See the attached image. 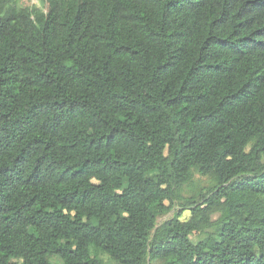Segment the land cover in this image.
Returning a JSON list of instances; mask_svg holds the SVG:
<instances>
[{
    "label": "trees",
    "instance_id": "1",
    "mask_svg": "<svg viewBox=\"0 0 264 264\" xmlns=\"http://www.w3.org/2000/svg\"><path fill=\"white\" fill-rule=\"evenodd\" d=\"M107 262L264 264V0H0V264Z\"/></svg>",
    "mask_w": 264,
    "mask_h": 264
},
{
    "label": "rangeland",
    "instance_id": "2",
    "mask_svg": "<svg viewBox=\"0 0 264 264\" xmlns=\"http://www.w3.org/2000/svg\"><path fill=\"white\" fill-rule=\"evenodd\" d=\"M18 1L22 7H26V8L37 7L44 12H47V10H48V0H18ZM213 186H214V182L211 178L203 177L198 172L195 171L194 177H193V183L190 186H186L181 193L182 200L177 201L175 208L168 215L160 218L158 221V224L161 225L164 222H166L167 220H170L176 212L185 208L186 205H184L185 204L184 200L186 198L191 197L192 195H194L196 192L200 191L201 189H205L207 191L208 189L212 188ZM183 198H185V199H183ZM188 214H189V210H186L184 212V215H188ZM218 218H219V215L213 216L214 221L218 220ZM107 264H114V263L113 262H107Z\"/></svg>",
    "mask_w": 264,
    "mask_h": 264
}]
</instances>
